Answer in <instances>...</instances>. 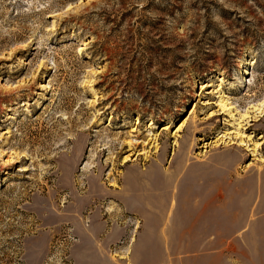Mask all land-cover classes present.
I'll list each match as a JSON object with an SVG mask.
<instances>
[{
	"label": "rangeland",
	"instance_id": "374dc122",
	"mask_svg": "<svg viewBox=\"0 0 264 264\" xmlns=\"http://www.w3.org/2000/svg\"><path fill=\"white\" fill-rule=\"evenodd\" d=\"M263 99L264 0H0V264H137L143 169L257 191Z\"/></svg>",
	"mask_w": 264,
	"mask_h": 264
},
{
	"label": "crops",
	"instance_id": "0c3cea01",
	"mask_svg": "<svg viewBox=\"0 0 264 264\" xmlns=\"http://www.w3.org/2000/svg\"><path fill=\"white\" fill-rule=\"evenodd\" d=\"M208 170L199 173L178 165L169 172L140 171L145 187L142 195L153 184L159 197L144 200L140 193L134 194L138 210L153 215L145 217L140 239L132 249L137 264H165L171 255L179 256L178 264H233L229 256L234 255L242 263L252 259L253 264H264V179L255 191L244 177L230 180L227 171L213 174ZM170 180L175 187H170ZM135 185L129 182L130 187ZM171 195L176 197L172 205ZM252 208L257 212L255 220L250 218ZM255 222L260 225L257 236L249 228ZM247 246L252 253H247Z\"/></svg>",
	"mask_w": 264,
	"mask_h": 264
},
{
	"label": "bare ground",
	"instance_id": "6f19581e",
	"mask_svg": "<svg viewBox=\"0 0 264 264\" xmlns=\"http://www.w3.org/2000/svg\"><path fill=\"white\" fill-rule=\"evenodd\" d=\"M202 85V84H201ZM209 84H206V85H203V86H201V89H204L206 86H208ZM222 105H224L225 106V104H222ZM252 111H254L255 112V114L253 115V117L254 118H256L257 119V117H261L262 115H263V112H264V99L258 104V105H256L255 107H253V110ZM250 117H252V115H249ZM181 126V125H180ZM180 126L179 127H177V129L176 130H179V128H180ZM258 139H260V138H258ZM260 143H262V142H260ZM255 144H257V143H255ZM259 144V143H258ZM254 147H257V146H255L254 145ZM128 160H130V158L129 157H124L123 158V162L125 163V162H127ZM170 201H171V205L176 201V197H174V196H171L170 197ZM189 230V229H188ZM161 232V231H160ZM164 233V232H163ZM174 233V232H173Z\"/></svg>",
	"mask_w": 264,
	"mask_h": 264
}]
</instances>
